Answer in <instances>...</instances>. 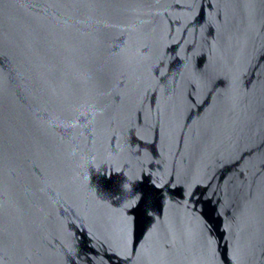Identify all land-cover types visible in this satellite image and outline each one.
I'll use <instances>...</instances> for the list:
<instances>
[{"label": "water", "instance_id": "water-1", "mask_svg": "<svg viewBox=\"0 0 264 264\" xmlns=\"http://www.w3.org/2000/svg\"><path fill=\"white\" fill-rule=\"evenodd\" d=\"M0 264H264V0H0Z\"/></svg>", "mask_w": 264, "mask_h": 264}]
</instances>
